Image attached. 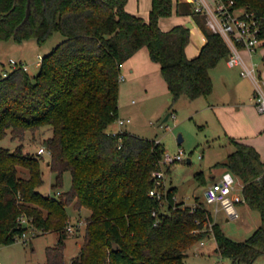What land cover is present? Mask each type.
Wrapping results in <instances>:
<instances>
[{
    "label": "trees",
    "instance_id": "trees-1",
    "mask_svg": "<svg viewBox=\"0 0 264 264\" xmlns=\"http://www.w3.org/2000/svg\"><path fill=\"white\" fill-rule=\"evenodd\" d=\"M127 1L0 0V41L34 38L42 44L55 31L64 35L42 57L37 74L19 65L0 78V139L9 128L18 137L51 129L44 142L56 173L53 189L62 185L66 171L72 175L70 190L45 195L39 190L45 182L39 157L19 147L1 148L0 245L23 236L29 225L19 219L26 216L43 232H59L56 245L46 247L44 264H189V248L209 235L232 264H253L264 254V158L254 145L228 137L227 158L216 163L240 179L245 202L261 217L260 226L238 241L202 204L176 202L174 187L165 202L149 194L152 173L165 152L161 141L107 131L119 117L122 65L140 48L146 46L160 64L173 102L212 94L211 70L230 54L222 35L208 28L206 15L194 12L193 3L152 0L145 19L127 11ZM234 1L264 15V0ZM174 13L191 15L206 36L195 57L187 55L190 29L185 24L169 30L160 26L161 18ZM19 166L29 170L28 178L19 176ZM68 206L90 210L85 241L69 262Z\"/></svg>",
    "mask_w": 264,
    "mask_h": 264
},
{
    "label": "rangeland",
    "instance_id": "rangeland-1",
    "mask_svg": "<svg viewBox=\"0 0 264 264\" xmlns=\"http://www.w3.org/2000/svg\"><path fill=\"white\" fill-rule=\"evenodd\" d=\"M148 3L149 0H143ZM215 7L214 0H209ZM64 39L60 31H55L46 41L39 44L36 39L0 41V78L7 76L19 65L24 66L30 74L35 75L41 67L40 56L48 54ZM201 31L196 27L190 32L191 43L200 44ZM264 45V44H263ZM260 46L253 53V60L259 64L261 76H264V46ZM27 67V69L25 68ZM213 83L219 97L234 100L232 88L238 92V101L242 104H252L254 82L248 76H242L221 62L211 71ZM121 77L119 92V117L107 128L108 132L130 131L144 138L156 139L165 146V154H176L182 150L184 157L181 161L165 166L166 187H174L176 202H184L185 206L202 204L211 212L214 206L206 202L205 190L207 183L212 182L213 174H220L221 169L216 163L225 161L229 153L228 134L218 115L208 108V97L201 96L191 100L186 96L173 102L172 94L167 88L166 81L160 72L142 79L130 81L127 74ZM169 114V117L167 118ZM119 118L130 119L124 125ZM51 129L41 128L36 132H25L23 136H15L14 131L7 129L6 135L0 139V149L15 150L21 148L23 153L37 155L43 170L44 183L39 190L45 195L59 196L71 189L72 175L70 171L63 174V183L58 189L52 185L56 180V173L49 166L50 153L45 146V139L51 137ZM182 142H179V136ZM46 151L39 154V149ZM164 154V155H165ZM19 176L28 178V169L19 166ZM206 176V182H203ZM238 191L241 181L237 178ZM166 209V205H164ZM240 217L228 219L224 211L216 217L223 231L231 238L244 241L261 224L260 214L252 210L248 204H238ZM68 224L72 225L66 240L65 258L69 262L74 254L79 253L80 246L85 241L87 208L76 209L68 206ZM58 231L43 232L30 225L25 236L16 242L0 245L1 264H44L46 262V247L56 245ZM210 237V238H209ZM201 241L204 244L201 245ZM187 251L189 264H232V260L220 254L214 237L207 236ZM76 254V255H77ZM75 255V256H76ZM69 260V261H68ZM253 264H264V254L259 256Z\"/></svg>",
    "mask_w": 264,
    "mask_h": 264
},
{
    "label": "built area",
    "instance_id": "built-area-1",
    "mask_svg": "<svg viewBox=\"0 0 264 264\" xmlns=\"http://www.w3.org/2000/svg\"><path fill=\"white\" fill-rule=\"evenodd\" d=\"M188 1L193 3L194 12L206 15L208 28L220 33L228 44L230 48V54L226 60L228 66L239 67L242 76H248L253 80L252 101L256 109L264 115V76H261L259 64L253 60V53L264 43L262 38L264 15L259 17L247 7L236 6L234 0H214L215 7L210 4L209 0ZM40 61H42V56H40ZM25 68L27 69L26 66ZM118 121L124 125L130 119L119 118ZM45 151V147H41L39 154ZM183 159L182 150L176 154L163 155L160 161L161 167L152 173L154 186L149 191L151 196L158 198L161 202L167 200L169 188L166 187L164 168ZM237 182V177L231 171L224 170L217 179L207 185L205 190L206 202L214 206L215 213L224 211L228 219L239 218L238 204L245 202L242 194L243 185L238 191ZM19 222L32 225L26 216H21ZM67 228L72 230V225L68 224ZM24 236L25 233L22 237Z\"/></svg>",
    "mask_w": 264,
    "mask_h": 264
},
{
    "label": "crops",
    "instance_id": "crops-1",
    "mask_svg": "<svg viewBox=\"0 0 264 264\" xmlns=\"http://www.w3.org/2000/svg\"><path fill=\"white\" fill-rule=\"evenodd\" d=\"M177 1L189 2L188 0H174L175 4ZM151 7H152V0H149L148 3L146 2L144 3L143 0H128L126 4L127 11L133 14L142 16L145 19L149 18ZM187 22H191L193 24L192 27L189 28L190 32L192 28L197 27L201 31V34H202V40L199 45L195 43H191L190 41L187 46V49H186L187 55L190 58H192L198 55L202 46L205 44L207 40L205 34L201 30V28L199 27L195 19L191 15L181 16V15H178L177 13H174L173 15L169 17L161 18L160 26L163 30H169L176 24L186 25ZM226 65L228 66L227 63ZM230 68L235 70L236 73H240L239 67H230ZM156 72L161 73L160 64L151 59L148 48L144 46L140 48L133 56H131L129 59H127L123 63L121 76L125 73L128 75L129 80L133 82L135 81V79H142V78L147 79L148 77L152 76V74ZM122 78L123 77H121V79ZM212 78H213V75H212ZM167 88H168V85H167ZM232 91L234 94L235 101H232V100L230 101L228 100V98L226 99L225 97H222V98L219 97L214 87L212 94L207 96L208 97L207 99L209 102L208 108H211L218 115L225 129V132L228 134V137H234L236 139H239V140H242L249 144L254 145L257 148V150L260 152L262 157L264 158V115L256 109L253 102L252 104H246V105L239 102L238 92L235 87L232 88ZM253 94H254V91H253ZM219 168L221 169V172L219 174L220 176L222 172L225 170V168H222V167H219ZM219 176L218 174H213L212 179L215 180ZM203 180L206 182V176H204ZM242 203H246V202H242ZM218 213L219 212L217 213L212 212L215 221L219 223L216 217V214L218 215ZM259 226L260 225H258V227ZM209 236L212 237V235H209ZM203 244H204V241H201V245ZM76 254H74L72 257H74Z\"/></svg>",
    "mask_w": 264,
    "mask_h": 264
},
{
    "label": "water",
    "instance_id": "water-1",
    "mask_svg": "<svg viewBox=\"0 0 264 264\" xmlns=\"http://www.w3.org/2000/svg\"><path fill=\"white\" fill-rule=\"evenodd\" d=\"M192 25H193V24H192L191 22H187V23H186V26H187L188 28H191ZM168 117H169V114H168L167 118H168ZM182 140H183V138H182V136L180 135V136H179V142H182Z\"/></svg>",
    "mask_w": 264,
    "mask_h": 264
}]
</instances>
